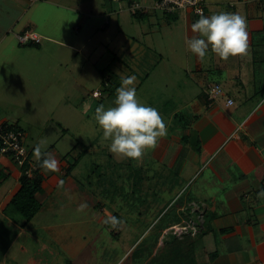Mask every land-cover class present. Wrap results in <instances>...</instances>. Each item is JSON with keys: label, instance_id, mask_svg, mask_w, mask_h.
<instances>
[{"label": "crops", "instance_id": "crops-1", "mask_svg": "<svg viewBox=\"0 0 264 264\" xmlns=\"http://www.w3.org/2000/svg\"><path fill=\"white\" fill-rule=\"evenodd\" d=\"M205 1V16L225 11L246 18L245 54L223 59L210 50L206 58H198L185 43L199 35L191 26L200 17L191 11L133 14L129 6L138 0H0V45L11 44L13 51L25 52L27 61L57 71L63 92L70 88L78 96L82 89L90 90L92 74L100 77L97 87L106 88L100 98L92 96V89L87 101L64 102L74 112L83 109L77 116L79 132L90 116L99 127L95 110L115 106L122 76L137 77V92L150 83L154 93L168 95L160 102L152 101L153 95L148 98L167 127L154 148L139 160L107 153L115 158L114 168L131 167L120 185L113 181L118 196L128 184L134 195L143 188L156 189L160 182L158 193L152 191L142 202L143 209L135 207L138 199L129 210L120 198L108 202L88 191L74 176L79 162L52 145L46 153L58 161V171H39L40 209L33 218L44 219L18 228L0 264H74L79 258L84 264H151L164 238L178 229L202 234L193 264H264V0ZM27 30L41 37L40 45L18 44L16 35ZM212 84H219L223 94L209 104L206 92ZM37 145L28 150L38 163ZM96 145L86 152L100 156L109 147ZM9 178L13 181L4 186ZM19 188L20 170L4 161L0 217L12 227L16 220L5 217V209ZM129 211V220L149 216L150 224L134 234L125 251L113 249L114 240L106 252L104 244L111 237L118 240ZM192 219H201V226L189 228ZM12 246L24 255L7 257ZM31 250L35 252L29 255Z\"/></svg>", "mask_w": 264, "mask_h": 264}, {"label": "rangeland", "instance_id": "rangeland-1", "mask_svg": "<svg viewBox=\"0 0 264 264\" xmlns=\"http://www.w3.org/2000/svg\"><path fill=\"white\" fill-rule=\"evenodd\" d=\"M138 1L141 6L144 5L147 7H150V5L153 3L151 2V4L145 5L144 2L148 1ZM173 29L174 28L171 30ZM7 44L8 43L0 45V121H6L8 125L16 126L25 135H27L24 140L27 149H30L37 141V146L40 147L41 153H46L47 149L52 145L54 147L56 146L59 152L60 149L64 150L65 152H61L63 155L69 152L71 154H69L70 159L72 158L71 161H76L77 163L79 162L78 166L76 167V172L74 173L77 181L84 185L88 191L95 193L96 195L100 194L99 197L107 199L108 202L119 198L124 200L127 205L126 208L129 210L132 208L133 200L138 199L141 201V203L138 201L135 202L136 207L137 204L141 205L143 201L147 200L152 191L158 193L161 185L159 181L157 183L156 189L146 190L143 188L141 191H135L134 195L130 193L132 189L128 188L131 187V185L128 184V187L123 186V196H118L119 192L114 191V182L116 180V183L120 185L123 180V173L128 171L127 169H131L130 165H117V167L114 168V164H116L115 158L107 154L110 152L108 149L110 140L105 139L102 129L93 123L92 116H90L92 121L90 120V123L86 122L84 125H82L83 132H79L81 126H79L77 123V116L80 112H83V109L79 108L77 109V112H74L70 107L73 103L74 105H78L80 103L78 101L81 99H85V101H87L89 94L88 91L96 89L95 87L98 85V81L100 80L98 75L94 76L92 74V81L87 88L90 90L82 89L78 96H76V94H78L75 93L76 90L73 92L70 90V88H68V92H63V89L57 86L59 81V75L57 71H53L48 67L41 66L39 62L36 63L34 61H27L28 59L24 58L23 56L25 52H23V55H21L22 53L20 54V52H15L11 49V44L8 47ZM97 88H99V86ZM147 90H149L148 93ZM152 95L154 97L152 101L154 102H160V99H163L165 95L168 97L167 94H161L159 92L157 94L154 93L152 91L151 84L148 83L141 91L137 92V99L141 103L148 105V98H151ZM64 102L67 104H72L70 107H65ZM91 102L93 103L94 101L92 100ZM96 143L102 147H108L107 150H103L102 148V151L104 152L100 156H97V154L94 153L92 154L86 152L89 150V145H92V147L95 149L97 147ZM34 154L36 155H34V157H38L36 153ZM4 161H8L11 168L18 169V167L8 159H2L0 164L2 165ZM105 161H107V163H104ZM161 180H163V177H161ZM5 181L6 183L4 181L2 182L4 183V186L13 180L9 178ZM104 185H106V188ZM102 192H105L104 194L106 195L102 194ZM132 196L134 199H132ZM158 198L156 199L158 200ZM142 209L143 207L141 205L140 210ZM130 212L131 211L128 212L129 216L126 222L123 224L118 240H116L114 237H111L108 241L109 243L104 244L103 250H106V252H110L112 250L109 247L112 246L111 243L114 242V240L115 242L113 249H115L118 253L125 251L131 241H133L135 238L136 233H142L144 229L150 224L151 221H148L149 216L148 218L146 217L145 220L142 219V217L139 220H129V218L131 219ZM142 215L146 216L144 213ZM150 215L153 220L155 215H153V213ZM7 216L15 219L17 225L12 227V224L5 222V219L0 217V259H2L5 251L8 250L9 245L14 238L15 232L18 231V228H20L21 224L23 223V219H19L16 213L10 212L5 215V217ZM43 219L44 217L41 216L39 218L32 219L28 226L30 227L31 223L34 225L40 220L43 221ZM167 219L168 218L166 217L165 220ZM165 220H163V222ZM132 223H134V226ZM201 223V219H192L189 221V228L194 226V228L197 229L195 224L197 226H201ZM95 226V224H92V229H95ZM36 231L38 230H35V232ZM37 233L39 234L41 232ZM192 234L193 235L190 233L189 235L191 239H196L195 233ZM186 236L188 235H185L181 238L172 235L167 236L166 239L164 238L161 246L163 243L171 241L172 238L175 241L182 242L184 239H186ZM41 244H43V242H39V245ZM109 244L111 246L108 247ZM34 252V250H31L29 255H32ZM193 253L195 256V252ZM7 255L9 258L12 256L21 258V255L24 254L19 255L16 246H12ZM127 262H129V260H127L124 264H128ZM74 264H84V262H82L81 258H79V261H76ZM173 264L179 263L175 261Z\"/></svg>", "mask_w": 264, "mask_h": 264}, {"label": "clouds", "instance_id": "clouds-1", "mask_svg": "<svg viewBox=\"0 0 264 264\" xmlns=\"http://www.w3.org/2000/svg\"><path fill=\"white\" fill-rule=\"evenodd\" d=\"M191 29L199 35L186 38L185 43L202 60L210 50L223 59L247 52V20L239 13L221 11L210 16L201 15ZM136 80L135 75L122 76L116 89L115 106L105 108L101 105L95 110V120L105 139L110 140L109 151L133 160L141 159L148 149L156 146L159 138L167 134L159 110L137 99ZM35 152L42 156L41 167L58 171V161L54 157L41 153L39 146Z\"/></svg>", "mask_w": 264, "mask_h": 264}, {"label": "built area", "instance_id": "built-area-1", "mask_svg": "<svg viewBox=\"0 0 264 264\" xmlns=\"http://www.w3.org/2000/svg\"><path fill=\"white\" fill-rule=\"evenodd\" d=\"M35 0H30V2ZM119 2L121 0H112ZM205 0H155L150 7L141 6L139 3H132L129 9L133 14H148L159 13L162 15H171L177 12L191 11L195 16L200 17L205 15ZM18 44L20 45H39L42 41L41 37L33 31L27 30L21 34L16 35ZM207 99L211 104L218 96L223 94V89L219 84H212L207 89ZM94 98H100L102 92L99 88L92 92ZM228 104H232L228 101ZM25 134L14 125H8L6 121H0V161L8 159L13 162L20 170L21 175L28 179L33 178L37 169V162L34 161L26 148ZM1 165V164H0ZM184 229L172 230L176 237H183L185 235H193V230L183 231Z\"/></svg>", "mask_w": 264, "mask_h": 264}, {"label": "trees", "instance_id": "trees-1", "mask_svg": "<svg viewBox=\"0 0 264 264\" xmlns=\"http://www.w3.org/2000/svg\"><path fill=\"white\" fill-rule=\"evenodd\" d=\"M21 46L36 47L38 45L27 44ZM99 89L101 92L106 90L105 86H100ZM41 160L42 158L37 163L38 170L34 173L33 178L28 179L26 176L21 175L20 188L11 198L5 209L6 214L10 212L16 213L21 219H23L21 226H25L27 223H29L40 209V204L36 199V194L41 191L40 179L38 177L39 171L43 168L41 167ZM72 168H74V166H71V169ZM201 235H197L196 239H191L190 236H186V239H184L182 242L175 241L172 238L171 241L163 243L155 257L152 258L151 263L173 264L176 261L179 264H193V262H195V256L193 253L194 247L196 245L197 238H200ZM157 242L158 241L156 240L155 245Z\"/></svg>", "mask_w": 264, "mask_h": 264}]
</instances>
